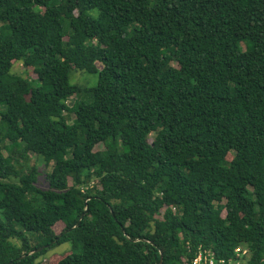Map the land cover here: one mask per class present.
Segmentation results:
<instances>
[{
	"label": "trees",
	"instance_id": "16d2710c",
	"mask_svg": "<svg viewBox=\"0 0 264 264\" xmlns=\"http://www.w3.org/2000/svg\"><path fill=\"white\" fill-rule=\"evenodd\" d=\"M66 243L57 264H264V0H0V264Z\"/></svg>",
	"mask_w": 264,
	"mask_h": 264
},
{
	"label": "rangeland",
	"instance_id": "374dc122",
	"mask_svg": "<svg viewBox=\"0 0 264 264\" xmlns=\"http://www.w3.org/2000/svg\"><path fill=\"white\" fill-rule=\"evenodd\" d=\"M245 48V46H244ZM101 68V67H100ZM13 72L24 77H31L36 78L33 69H26L22 63L15 62L13 67ZM71 82L73 84L79 85L81 88H92L96 86L98 82V75L97 74H88L85 72L80 71H73L71 74ZM82 97V96H81ZM80 99V96H72L68 99L67 103L70 106H73L74 103ZM75 119L74 115H69L70 123H73ZM38 149L33 147L31 153L27 155L26 162L27 163V170L30 169L36 163L38 164L41 175L39 177L38 185L42 189H46L48 187V183L46 180L47 174L52 172L51 167H46L45 163L42 159L37 160ZM233 159V154L228 155V160L231 161ZM36 164V165H37ZM56 233L59 234L60 229H55ZM35 243V241H33ZM72 250V245L70 243L62 244L60 246L48 249L47 251L40 254L39 257L35 260L37 264H57V262L62 259L63 256L68 254Z\"/></svg>",
	"mask_w": 264,
	"mask_h": 264
},
{
	"label": "built area",
	"instance_id": "2783aa9c",
	"mask_svg": "<svg viewBox=\"0 0 264 264\" xmlns=\"http://www.w3.org/2000/svg\"><path fill=\"white\" fill-rule=\"evenodd\" d=\"M236 254L240 259L230 261V264H242L246 263V259L249 258V252L247 249L238 248ZM225 261L222 260L219 264H224ZM193 264H217L215 255L212 252L201 251L195 258Z\"/></svg>",
	"mask_w": 264,
	"mask_h": 264
},
{
	"label": "water",
	"instance_id": "95a60500",
	"mask_svg": "<svg viewBox=\"0 0 264 264\" xmlns=\"http://www.w3.org/2000/svg\"><path fill=\"white\" fill-rule=\"evenodd\" d=\"M49 247V245H46V246H44V247H41V248H39L36 252L38 253V252H41L42 250H44L45 248H48Z\"/></svg>",
	"mask_w": 264,
	"mask_h": 264
}]
</instances>
